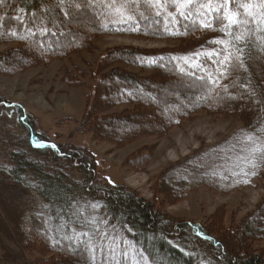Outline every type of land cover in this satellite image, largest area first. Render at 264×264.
I'll return each instance as SVG.
<instances>
[{"label":"trees","instance_id":"1","mask_svg":"<svg viewBox=\"0 0 264 264\" xmlns=\"http://www.w3.org/2000/svg\"><path fill=\"white\" fill-rule=\"evenodd\" d=\"M217 2L224 0H213L214 5ZM180 3L63 0L57 5V0H4L0 4V42L13 43L0 52V74L90 50L101 35L178 42L172 47L125 45L104 50L96 78L87 84L82 112L81 124L93 138L124 145L144 135L163 136L198 110L235 117L244 130L261 136L251 159L236 170L227 166L214 170L218 151L208 147L182 166L165 170L160 177L171 191L166 193L169 201L200 184L227 192L264 170V0H231L216 12L200 8L205 0L190 7ZM241 4L250 6L253 15L236 7ZM231 12H238L237 19L243 22L230 24L224 17ZM18 15L23 23L14 19ZM208 22L211 27L204 26ZM238 56L243 68L238 67ZM4 102L0 95V103ZM118 106L121 109L107 113ZM14 111L17 117L24 115L20 106ZM29 122L23 125L22 139L29 150L49 154L55 163L66 162L78 176L74 179L60 168L43 174L40 164L22 150L8 151L11 166L5 167V181L44 203L19 227L24 250L34 253L32 264H264V248L253 246L264 239V196L225 235L221 225L177 219L126 185L99 175L93 153L81 145L61 146L57 152L41 133L29 132ZM147 160L148 154L140 153L126 162L139 169ZM203 161L209 162L206 168ZM159 189H163L160 181ZM201 244L210 247V255Z\"/></svg>","mask_w":264,"mask_h":264},{"label":"rangeland","instance_id":"2","mask_svg":"<svg viewBox=\"0 0 264 264\" xmlns=\"http://www.w3.org/2000/svg\"><path fill=\"white\" fill-rule=\"evenodd\" d=\"M177 43L168 38L101 35L94 40L90 50L14 74H0V95L7 100L4 104L0 103V264L33 263L34 253L24 250L19 227L21 221L29 222L31 214L41 211L44 206L43 201L31 199L24 189L5 181V167L11 166L8 151L12 148L22 150L28 159L40 164L43 174L55 173L60 168L72 178H78L66 162L55 163V158L49 154L29 150L22 139L26 134L23 125L30 119L29 132L41 133L42 138L55 145L56 151L69 144L87 148L94 155L99 175L112 183L126 185L177 219L201 225L211 222L219 228L221 225L225 227L223 233L226 235L256 208L264 196V170L262 175L250 179L247 184L227 192L200 184L189 187L181 198L174 201H169L166 193L171 191L160 177L165 170L176 164L182 166L187 158L196 157L206 147L218 151L217 162L212 163L214 170L219 171L226 166L232 170L240 168L260 146L261 136L244 130L241 121L235 117L198 110L189 118H182L163 136L144 135L124 145L95 139L81 124L86 103L85 90L87 84L96 78V66L104 50L125 45L172 47ZM11 46L13 43L0 42V52ZM77 80L84 81L86 86L70 84ZM16 106H20L21 112L27 116L17 117ZM121 107L110 109L107 113ZM18 138L22 147L17 145ZM140 153L148 154L143 167L137 169L126 162V159ZM205 163L209 162L203 161L204 168ZM159 181L165 194L159 189ZM200 246L205 249L206 245ZM253 246L264 248V239L254 242ZM205 251L209 255L212 252L210 247Z\"/></svg>","mask_w":264,"mask_h":264},{"label":"snow or ice","instance_id":"3","mask_svg":"<svg viewBox=\"0 0 264 264\" xmlns=\"http://www.w3.org/2000/svg\"><path fill=\"white\" fill-rule=\"evenodd\" d=\"M148 2L151 3V0H148ZM157 2H159V0H157ZM230 2H231V0H224V2H222V3L221 2H217L214 5L213 0H205V3H201L200 4V8L202 10L207 9L209 11L216 12V11H221V10L227 8L228 3H230ZM3 3H4V0H0V4H3ZM59 3H63V0H57V5ZM194 3H196V0H181V3H180L179 6L180 7H190ZM75 6L76 7H80L79 4H77ZM236 7L244 8V10L247 12V15L248 16H252L253 15V13L250 10V6H246V5L241 4V5H238ZM20 11L22 12L23 10L21 9ZM204 14L207 15L208 12L205 11ZM238 15H239L238 12H231V13L227 14L226 17H224V18H226L230 22V24H232V25H238V24H240V23L243 22V21L237 19V16ZM130 18L131 17H129V19ZM2 19L3 18L0 17V20H2ZM14 19L19 20L21 23H23V20H22V18L19 15L16 16V17H14ZM213 19L216 20V21H220L222 18L221 17H213ZM32 22L33 23L36 22L35 14H33V21ZM204 26L205 27H211L212 26V23L211 22H208ZM42 31H47V29L46 28L45 29H42ZM13 34H15V33H13ZM241 38L242 37H240V36H237L236 37V39H238V40L241 39ZM237 60L240 61V63L238 64V67L243 68L244 67V63H243L242 56H238L237 57ZM52 147H55V145H52Z\"/></svg>","mask_w":264,"mask_h":264}]
</instances>
